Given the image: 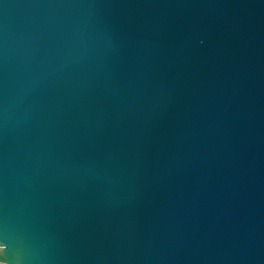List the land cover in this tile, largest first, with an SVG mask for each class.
<instances>
[{
  "label": "water",
  "instance_id": "1",
  "mask_svg": "<svg viewBox=\"0 0 264 264\" xmlns=\"http://www.w3.org/2000/svg\"><path fill=\"white\" fill-rule=\"evenodd\" d=\"M0 263L264 264V0H0Z\"/></svg>",
  "mask_w": 264,
  "mask_h": 264
},
{
  "label": "built area",
  "instance_id": "2",
  "mask_svg": "<svg viewBox=\"0 0 264 264\" xmlns=\"http://www.w3.org/2000/svg\"><path fill=\"white\" fill-rule=\"evenodd\" d=\"M0 264H4V263H0Z\"/></svg>",
  "mask_w": 264,
  "mask_h": 264
}]
</instances>
